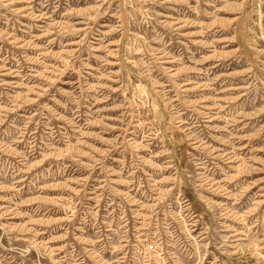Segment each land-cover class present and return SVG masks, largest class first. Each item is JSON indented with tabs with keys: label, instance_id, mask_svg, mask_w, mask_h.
Here are the masks:
<instances>
[{
	"label": "rangeland",
	"instance_id": "obj_1",
	"mask_svg": "<svg viewBox=\"0 0 264 264\" xmlns=\"http://www.w3.org/2000/svg\"><path fill=\"white\" fill-rule=\"evenodd\" d=\"M0 264H264V0H0Z\"/></svg>",
	"mask_w": 264,
	"mask_h": 264
}]
</instances>
